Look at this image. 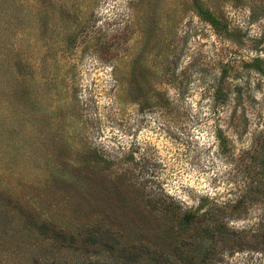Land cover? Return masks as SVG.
I'll use <instances>...</instances> for the list:
<instances>
[{"label": "rangeland", "instance_id": "1", "mask_svg": "<svg viewBox=\"0 0 264 264\" xmlns=\"http://www.w3.org/2000/svg\"><path fill=\"white\" fill-rule=\"evenodd\" d=\"M263 219L264 0H0V264H240L207 226Z\"/></svg>", "mask_w": 264, "mask_h": 264}, {"label": "trees", "instance_id": "2", "mask_svg": "<svg viewBox=\"0 0 264 264\" xmlns=\"http://www.w3.org/2000/svg\"><path fill=\"white\" fill-rule=\"evenodd\" d=\"M215 22V21H214ZM217 24V23H216ZM227 97L225 96L223 100L225 101ZM216 104V103H215ZM218 106V104L216 105ZM195 213L192 211H187L183 215V225L189 224L195 217ZM216 219V217L214 216ZM218 225L217 221H213ZM246 225L242 226L237 231L230 230V235L234 236L232 238L225 239L224 238V230H228V228L224 224H220L217 227L207 226L206 232L211 239H215V232L218 233L220 239L222 240L221 246L218 251H213L210 253V256L215 261L221 257H230L233 253H243L244 260L240 264H251L249 260L253 257V255L259 254L260 256H264V219L258 222L257 227L252 231L249 230ZM220 231V232H219ZM104 234H108L107 231L104 230ZM217 241V240H216ZM232 253V254H231ZM132 256H138L137 253H134ZM177 259L183 263L184 261L181 259L182 255L176 256ZM210 257V258H211ZM169 259L165 255H160V258L157 260L158 264H173L172 262L168 263ZM228 260L225 261L227 263ZM240 262V261H239ZM235 264V263H230ZM239 264V263H238Z\"/></svg>", "mask_w": 264, "mask_h": 264}]
</instances>
